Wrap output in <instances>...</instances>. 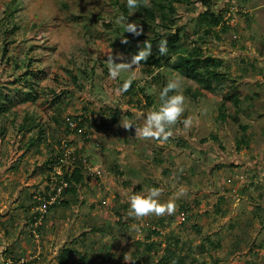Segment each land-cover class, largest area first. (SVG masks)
Listing matches in <instances>:
<instances>
[{"label":"rangeland","instance_id":"rangeland-1","mask_svg":"<svg viewBox=\"0 0 264 264\" xmlns=\"http://www.w3.org/2000/svg\"><path fill=\"white\" fill-rule=\"evenodd\" d=\"M174 6L183 47L222 60L221 89L207 92L167 68L147 75L138 64L112 79L107 57L130 62L129 47L141 44L126 22L139 24V36L159 23L124 17L114 0H0V103L8 110L0 112V220L22 225L32 251L53 219L68 234L55 227L63 234L24 264H264V0ZM204 12L221 17L208 36L195 23ZM176 78L185 112L173 135L141 138L138 117ZM25 116L30 132L19 127ZM63 148L90 167L77 163L83 184L67 206L46 200ZM153 186L175 211L129 215L130 195Z\"/></svg>","mask_w":264,"mask_h":264},{"label":"trees","instance_id":"trees-1","mask_svg":"<svg viewBox=\"0 0 264 264\" xmlns=\"http://www.w3.org/2000/svg\"><path fill=\"white\" fill-rule=\"evenodd\" d=\"M155 1H157L159 8L157 10H152L147 4ZM188 2H190V0H138L137 7L135 9H129L127 7V0L120 4H118V0H114V4L118 6L123 16L126 18H129L130 13L134 12L142 18V22L144 23L151 24L159 21L157 29L151 28V36H138L136 37L137 42H135L138 43L139 41L141 44L129 47L130 56L133 57L138 54L145 41L151 43V55L138 63L145 74L154 75L156 71L167 68L176 72L183 78L192 80L200 89L207 92H215L221 89L226 83V76L220 71L222 60L214 56L205 55L199 47L192 46L190 49L184 48L181 42L183 39V28L174 29L176 23L175 15L177 12L174 4ZM220 21V16L214 14L208 16V13L204 12L195 20V23L202 31L203 35L208 36L213 29L219 27ZM164 38L167 39L168 52L165 55H161L158 46L160 41ZM125 39L130 43L133 42L128 36H126ZM169 94L171 95L172 93L170 92ZM230 99L235 105L239 104V100L236 96H231ZM7 111L8 110L0 103V112ZM221 117L225 118L224 113ZM234 121H236V118H234ZM32 124H34L32 120L25 116L19 127L22 131L30 132L35 128V125ZM243 129H245V127H243ZM37 141H39V139ZM60 159L58 160L57 166L60 164ZM61 179L66 183V187L62 188L55 202L67 206L69 204L68 195H75L77 189L83 184L84 178L82 170L76 168L71 173L65 171ZM57 186L54 187L51 195L56 193ZM49 199L50 196L46 198L47 201H49ZM167 251L169 252V250ZM175 259V264H183V259L181 257H176ZM158 264L172 263L163 262L161 259Z\"/></svg>","mask_w":264,"mask_h":264},{"label":"clouds","instance_id":"clouds-1","mask_svg":"<svg viewBox=\"0 0 264 264\" xmlns=\"http://www.w3.org/2000/svg\"><path fill=\"white\" fill-rule=\"evenodd\" d=\"M138 0H127V7L135 9ZM123 19V17H121ZM126 31L139 36L142 28L139 24L133 22H126ZM159 53L165 55L168 52L167 39L164 38L159 43ZM152 45L145 41L143 47L139 50L138 54L134 55L130 62H123V57L120 53L115 56L113 53L107 57L110 62L109 76L116 79L122 71L133 68L132 65H137L141 60L146 59L151 55ZM120 60L121 62H117ZM133 76L125 82V90L130 86ZM180 89L179 79H169L167 84L159 92V104L157 107L142 113L138 119L140 126L135 127V134L143 139H156L166 141L173 135V126L181 118L185 112V96ZM172 93L171 95L169 93ZM185 129L189 128L193 120L191 117L182 120ZM126 128L130 125H124ZM164 191L163 187L153 186L146 192H134L129 197V215L137 218H143L149 214L161 216L164 214L171 215L175 211V200L170 199L167 202H162L160 197ZM180 193L187 191L186 188L181 187Z\"/></svg>","mask_w":264,"mask_h":264},{"label":"crops","instance_id":"crops-1","mask_svg":"<svg viewBox=\"0 0 264 264\" xmlns=\"http://www.w3.org/2000/svg\"><path fill=\"white\" fill-rule=\"evenodd\" d=\"M53 212H55V209ZM58 222L60 221L53 219V221L49 222L50 223L49 225L44 224L45 225L44 231L41 233L40 241H39L41 242V245L39 246L38 251H35V250L32 251L31 250L32 245L27 244V239H26L27 233L25 229H21L22 225H19L14 222H12L14 223L13 225L12 224L8 225V224H4L3 220H0V264H11V262H8L9 260L7 259L21 258L17 262V264H24L27 261L38 257L39 255H40V258H42L40 250H43L44 252L46 249H48V247H50L49 242L55 240L56 237L63 234V230L62 231L60 229L54 230L55 227L61 225V224H57ZM24 223L25 222L23 221V224ZM61 227H66L64 234L68 236L67 224H63L61 225ZM13 230L17 231L18 233H16L15 231L13 232ZM18 236L20 237V239ZM35 243H36V240H35ZM16 253H17V256L15 255ZM37 259H39V257Z\"/></svg>","mask_w":264,"mask_h":264},{"label":"built area","instance_id":"built-area-1","mask_svg":"<svg viewBox=\"0 0 264 264\" xmlns=\"http://www.w3.org/2000/svg\"><path fill=\"white\" fill-rule=\"evenodd\" d=\"M70 126H72V124H69ZM77 163H81L82 164V168H90L89 166L87 167V162L86 160H80L79 158H77L73 152H70L67 148H63L62 151V157L60 159V164L58 165V175L60 177V181H58L56 184H54V187H56V193L50 197L49 201L51 200V202L47 201L49 204H51L52 202H55L56 199L59 197L62 188L66 187V183L61 179V176L63 175V173L69 172L71 173L73 170H75L76 168H79L77 166ZM80 170H82L81 168H79ZM45 204H44V208H45ZM43 219H44V214H42L39 219L35 222V227L39 228L42 226L43 223Z\"/></svg>","mask_w":264,"mask_h":264}]
</instances>
